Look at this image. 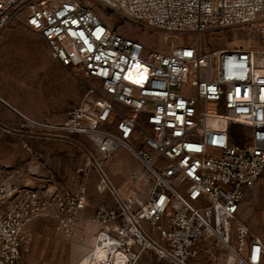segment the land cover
<instances>
[{"label":"built area","instance_id":"1","mask_svg":"<svg viewBox=\"0 0 264 264\" xmlns=\"http://www.w3.org/2000/svg\"><path fill=\"white\" fill-rule=\"evenodd\" d=\"M97 5L187 44L147 47ZM12 22L98 84L61 122L20 116V128L78 148L77 173L94 172L113 206L83 219L84 182L33 187L0 166V264H22L37 218L57 221L65 238L81 223L97 227L91 264H137L143 254L195 264L209 246L226 252L225 264H264V245L238 219L264 174V0H0V33ZM243 26L257 30L256 47L204 50L206 35ZM120 149L140 167L122 192L104 170Z\"/></svg>","mask_w":264,"mask_h":264},{"label":"rangeland","instance_id":"2","mask_svg":"<svg viewBox=\"0 0 264 264\" xmlns=\"http://www.w3.org/2000/svg\"><path fill=\"white\" fill-rule=\"evenodd\" d=\"M96 9L115 31L147 47L168 52L175 46L187 44L181 35H167L130 22L109 8L97 5ZM202 45L206 51L254 48L258 45V32L251 26L217 31L203 37ZM95 86L98 84L94 80L83 75L76 77L58 64L44 40L22 23L12 22L0 33V97L24 114H35L31 117L34 121L61 122L71 109L80 106L88 90ZM22 123V118L15 116L7 126L0 124V166L18 171L23 182L33 187L75 188L82 181L77 173L83 164L80 150L68 151L39 143L38 138L23 134ZM80 139L85 142L84 138ZM104 170L122 192L128 175L139 171L140 167L128 152L120 149ZM87 189V211L92 215L102 205L113 206L110 195L98 188L94 172L87 176ZM238 219L264 245V174L245 197ZM91 228L81 223L72 238H65L57 221L35 219L29 226V252L22 264H90L94 244L87 254V238L92 235ZM226 260L224 250L209 246L195 264H225ZM137 264L168 263L152 254H143Z\"/></svg>","mask_w":264,"mask_h":264},{"label":"crops","instance_id":"3","mask_svg":"<svg viewBox=\"0 0 264 264\" xmlns=\"http://www.w3.org/2000/svg\"><path fill=\"white\" fill-rule=\"evenodd\" d=\"M5 108H7V109H5ZM34 115L35 114L28 113V112H25V114L22 113L16 107H13L12 105L8 104L2 97H0V124L2 126H7L14 119L15 116H23V117H26V118L34 121V119L31 118V117H34ZM77 139L81 140L80 138H77ZM38 140H40L39 143L41 142L42 144H45L46 146H49L51 148H58V147L62 148L63 147V149H67L68 151H69V149L70 150L71 149H77L74 145H71L68 143H66L67 144L66 146L60 145V144H58V142H61V141H57L54 139H49V138H41L40 139V138H38ZM45 142H48V143H45ZM62 143H65V142H62ZM79 177H81V180H82L81 182H79V184L84 182L87 186V177H86V179H84L80 175H79ZM79 184H77L76 187ZM88 199H89V196H88ZM87 209H88V207L86 208V210L83 213V219H88V218H91L93 216L92 213L87 211ZM97 230H98L97 227H93L90 229V231H92V235L89 238H87V254L89 253L90 249L92 248V246L94 244L95 234L97 233Z\"/></svg>","mask_w":264,"mask_h":264},{"label":"bare ground","instance_id":"4","mask_svg":"<svg viewBox=\"0 0 264 264\" xmlns=\"http://www.w3.org/2000/svg\"><path fill=\"white\" fill-rule=\"evenodd\" d=\"M91 264V263H90Z\"/></svg>","mask_w":264,"mask_h":264}]
</instances>
